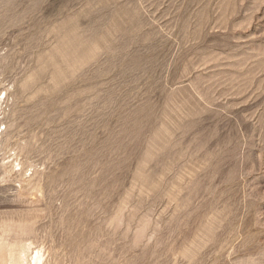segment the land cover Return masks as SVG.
Returning a JSON list of instances; mask_svg holds the SVG:
<instances>
[{"label":"rangeland","instance_id":"1","mask_svg":"<svg viewBox=\"0 0 264 264\" xmlns=\"http://www.w3.org/2000/svg\"><path fill=\"white\" fill-rule=\"evenodd\" d=\"M264 264V0H0V264Z\"/></svg>","mask_w":264,"mask_h":264},{"label":"bare ground","instance_id":"2","mask_svg":"<svg viewBox=\"0 0 264 264\" xmlns=\"http://www.w3.org/2000/svg\"><path fill=\"white\" fill-rule=\"evenodd\" d=\"M40 259H41V257H36V262L35 263L39 264V261H41Z\"/></svg>","mask_w":264,"mask_h":264}]
</instances>
